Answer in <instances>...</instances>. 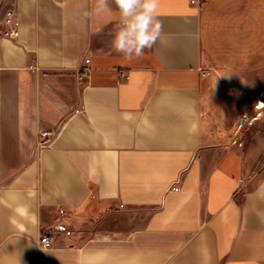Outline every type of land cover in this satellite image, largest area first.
Returning <instances> with one entry per match:
<instances>
[{"label": "crops", "instance_id": "0c3cea01", "mask_svg": "<svg viewBox=\"0 0 264 264\" xmlns=\"http://www.w3.org/2000/svg\"><path fill=\"white\" fill-rule=\"evenodd\" d=\"M94 4L0 0V264H264V0H160L131 61Z\"/></svg>", "mask_w": 264, "mask_h": 264}, {"label": "clouds", "instance_id": "9594fccd", "mask_svg": "<svg viewBox=\"0 0 264 264\" xmlns=\"http://www.w3.org/2000/svg\"><path fill=\"white\" fill-rule=\"evenodd\" d=\"M112 4L118 12L112 49L129 61L143 56L144 50L151 49L161 35L162 24L158 19L160 0H111V3L110 0H95L93 14L110 16ZM260 189H264V185Z\"/></svg>", "mask_w": 264, "mask_h": 264}, {"label": "rangeland", "instance_id": "374dc122", "mask_svg": "<svg viewBox=\"0 0 264 264\" xmlns=\"http://www.w3.org/2000/svg\"><path fill=\"white\" fill-rule=\"evenodd\" d=\"M128 213L129 215H125L123 213ZM115 216H118V220H117V224L114 225L115 229H123L126 227H131L132 223V218L134 217L136 219L139 218V215L133 213V212H129V211H122L121 208H119L118 210L115 211ZM84 218H81V224L76 225L75 231H79L80 235H90L92 228H100L103 223H101L100 221H98L99 219L94 218L93 216H90L89 214L84 215ZM115 223V222H114ZM105 225V222H104ZM93 233V232H92ZM115 233H119V231H115Z\"/></svg>", "mask_w": 264, "mask_h": 264}, {"label": "built area", "instance_id": "2783aa9c", "mask_svg": "<svg viewBox=\"0 0 264 264\" xmlns=\"http://www.w3.org/2000/svg\"><path fill=\"white\" fill-rule=\"evenodd\" d=\"M10 20H11V16L10 14L8 13L7 14V18L5 20V24H10ZM6 35H10L8 32H5ZM89 61L88 60H85L84 63L87 64ZM86 69L83 70V72L81 73V76L79 77L80 79L82 78V76L86 73L85 72ZM42 136L44 137L45 134L43 133ZM39 244L40 246L42 247H49L51 245V236L49 235H45V236H40V240H39Z\"/></svg>", "mask_w": 264, "mask_h": 264}, {"label": "bare ground", "instance_id": "6f19581e", "mask_svg": "<svg viewBox=\"0 0 264 264\" xmlns=\"http://www.w3.org/2000/svg\"><path fill=\"white\" fill-rule=\"evenodd\" d=\"M8 14V13H7ZM10 14V13H9ZM10 16H11V14H10ZM26 122V118H22V123H25ZM40 247H42V246H40ZM42 248H44V247H42Z\"/></svg>", "mask_w": 264, "mask_h": 264}]
</instances>
